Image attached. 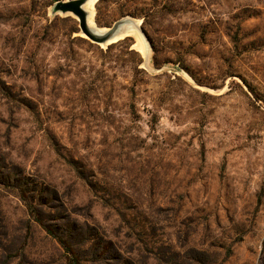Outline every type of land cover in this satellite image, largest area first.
<instances>
[{
	"label": "rangeland",
	"instance_id": "374dc122",
	"mask_svg": "<svg viewBox=\"0 0 264 264\" xmlns=\"http://www.w3.org/2000/svg\"><path fill=\"white\" fill-rule=\"evenodd\" d=\"M57 1L0 0V264L64 260L17 185L139 264H264V0H96L140 27L104 44Z\"/></svg>",
	"mask_w": 264,
	"mask_h": 264
},
{
	"label": "trees",
	"instance_id": "16d2710c",
	"mask_svg": "<svg viewBox=\"0 0 264 264\" xmlns=\"http://www.w3.org/2000/svg\"><path fill=\"white\" fill-rule=\"evenodd\" d=\"M129 40L132 39L127 37L123 42ZM12 186L15 188L16 185ZM20 186L17 185L19 198L25 204L28 216L48 237L55 240L60 246L64 253L62 264H139L135 258L131 257L132 251L123 250L117 246L104 234L100 233L96 227L91 226L88 221L80 223L68 221L62 224L53 221L52 223L53 215L44 210V205H35V199L26 197L27 191L22 190ZM8 236V232L2 227L0 240H4ZM240 240L242 239L238 241ZM0 249L5 250V246L1 242ZM230 254L231 249L228 250L223 262L227 260ZM184 259L192 262L191 264H217V260L210 259L205 252L203 254L197 249H189L184 254Z\"/></svg>",
	"mask_w": 264,
	"mask_h": 264
},
{
	"label": "water",
	"instance_id": "95a60500",
	"mask_svg": "<svg viewBox=\"0 0 264 264\" xmlns=\"http://www.w3.org/2000/svg\"><path fill=\"white\" fill-rule=\"evenodd\" d=\"M88 0H59L53 6V13L61 12L63 14L71 13L77 17L81 32L91 41L104 44L109 42L115 34L127 25L136 22L132 18L124 17L109 27L106 32L99 33L101 28L93 29L88 24V13L84 10L83 6ZM140 30V27H138Z\"/></svg>",
	"mask_w": 264,
	"mask_h": 264
},
{
	"label": "bare ground",
	"instance_id": "6f19581e",
	"mask_svg": "<svg viewBox=\"0 0 264 264\" xmlns=\"http://www.w3.org/2000/svg\"><path fill=\"white\" fill-rule=\"evenodd\" d=\"M96 0H88L83 8L84 10L88 13V24L91 28L96 29L97 26L95 25L94 17H95V12H94V4ZM139 25L137 22H134L133 24L127 25L124 28H121L111 39L110 41H116L119 39H122L126 36H129L130 34H137L139 31ZM107 30L105 29H100L98 30L99 33H104Z\"/></svg>",
	"mask_w": 264,
	"mask_h": 264
}]
</instances>
